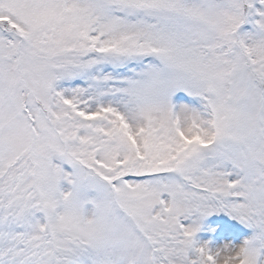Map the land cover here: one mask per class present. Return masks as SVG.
<instances>
[{
    "label": "snow or ice",
    "instance_id": "1",
    "mask_svg": "<svg viewBox=\"0 0 264 264\" xmlns=\"http://www.w3.org/2000/svg\"><path fill=\"white\" fill-rule=\"evenodd\" d=\"M0 264H264V0H0Z\"/></svg>",
    "mask_w": 264,
    "mask_h": 264
},
{
    "label": "rangeland",
    "instance_id": "2",
    "mask_svg": "<svg viewBox=\"0 0 264 264\" xmlns=\"http://www.w3.org/2000/svg\"><path fill=\"white\" fill-rule=\"evenodd\" d=\"M209 228L215 231H208ZM241 230L238 222L228 217L226 213H213L205 218L202 230L197 233V237L201 240H210L213 245H218L238 235Z\"/></svg>",
    "mask_w": 264,
    "mask_h": 264
}]
</instances>
